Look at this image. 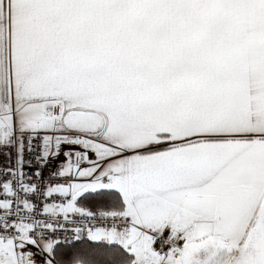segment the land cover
<instances>
[{"label": "snow or ice", "instance_id": "6c2138e0", "mask_svg": "<svg viewBox=\"0 0 264 264\" xmlns=\"http://www.w3.org/2000/svg\"><path fill=\"white\" fill-rule=\"evenodd\" d=\"M0 264H264V0H0Z\"/></svg>", "mask_w": 264, "mask_h": 264}]
</instances>
